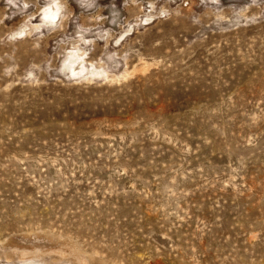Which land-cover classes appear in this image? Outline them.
Masks as SVG:
<instances>
[{
    "label": "rangeland",
    "instance_id": "1",
    "mask_svg": "<svg viewBox=\"0 0 264 264\" xmlns=\"http://www.w3.org/2000/svg\"><path fill=\"white\" fill-rule=\"evenodd\" d=\"M0 264H264V0H0Z\"/></svg>",
    "mask_w": 264,
    "mask_h": 264
},
{
    "label": "bare ground",
    "instance_id": "2",
    "mask_svg": "<svg viewBox=\"0 0 264 264\" xmlns=\"http://www.w3.org/2000/svg\"><path fill=\"white\" fill-rule=\"evenodd\" d=\"M54 12V11H53ZM56 13V12H55ZM44 17L54 18V14L50 12H45ZM55 19V18H54ZM52 21V20H51ZM55 21V20H54Z\"/></svg>",
    "mask_w": 264,
    "mask_h": 264
},
{
    "label": "snow or ice",
    "instance_id": "3",
    "mask_svg": "<svg viewBox=\"0 0 264 264\" xmlns=\"http://www.w3.org/2000/svg\"><path fill=\"white\" fill-rule=\"evenodd\" d=\"M162 15H163V13H162Z\"/></svg>",
    "mask_w": 264,
    "mask_h": 264
}]
</instances>
